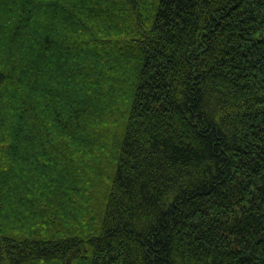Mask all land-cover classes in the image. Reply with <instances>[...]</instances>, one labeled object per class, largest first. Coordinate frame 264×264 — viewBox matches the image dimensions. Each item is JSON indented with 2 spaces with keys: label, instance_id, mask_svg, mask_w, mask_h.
<instances>
[{
  "label": "trees",
  "instance_id": "obj_1",
  "mask_svg": "<svg viewBox=\"0 0 264 264\" xmlns=\"http://www.w3.org/2000/svg\"><path fill=\"white\" fill-rule=\"evenodd\" d=\"M0 264H264V0H0Z\"/></svg>",
  "mask_w": 264,
  "mask_h": 264
}]
</instances>
